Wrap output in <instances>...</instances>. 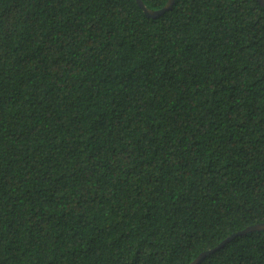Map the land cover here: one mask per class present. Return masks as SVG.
<instances>
[{
    "label": "trees",
    "instance_id": "obj_1",
    "mask_svg": "<svg viewBox=\"0 0 264 264\" xmlns=\"http://www.w3.org/2000/svg\"><path fill=\"white\" fill-rule=\"evenodd\" d=\"M263 223L258 0H0V264H191ZM201 264H264V230Z\"/></svg>",
    "mask_w": 264,
    "mask_h": 264
},
{
    "label": "water",
    "instance_id": "obj_2",
    "mask_svg": "<svg viewBox=\"0 0 264 264\" xmlns=\"http://www.w3.org/2000/svg\"><path fill=\"white\" fill-rule=\"evenodd\" d=\"M139 7L147 14V16L152 17V18H158L160 16H162L165 12H167L168 10H170L174 3L175 0H169L168 3L166 4V6L158 11H152L149 10L144 2L142 0H136ZM261 5L264 7V0H258ZM264 230V223L263 224H258L252 227L247 228L246 230L239 232L237 234L232 235L230 238H228L227 240H225L222 244H220L218 247L210 250V251H206L203 252L202 254H200L191 264H201L203 262V260H205L206 258H208L211 254H213L214 252L218 251L220 248L224 247L225 244L231 242L234 238H236L239 235H244L247 233H251V232H257V231H263Z\"/></svg>",
    "mask_w": 264,
    "mask_h": 264
}]
</instances>
